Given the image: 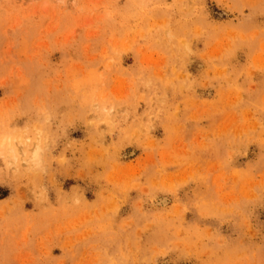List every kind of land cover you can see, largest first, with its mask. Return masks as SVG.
I'll return each instance as SVG.
<instances>
[{"label": "rangeland", "instance_id": "1", "mask_svg": "<svg viewBox=\"0 0 264 264\" xmlns=\"http://www.w3.org/2000/svg\"><path fill=\"white\" fill-rule=\"evenodd\" d=\"M0 264H264V0H0Z\"/></svg>", "mask_w": 264, "mask_h": 264}]
</instances>
